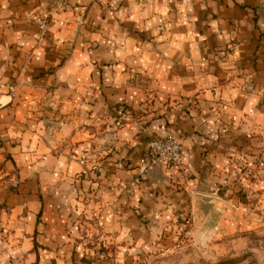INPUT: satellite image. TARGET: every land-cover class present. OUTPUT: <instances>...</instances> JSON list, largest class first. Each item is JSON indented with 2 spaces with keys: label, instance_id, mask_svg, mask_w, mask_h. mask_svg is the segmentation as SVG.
<instances>
[{
  "label": "crops",
  "instance_id": "crops-1",
  "mask_svg": "<svg viewBox=\"0 0 264 264\" xmlns=\"http://www.w3.org/2000/svg\"><path fill=\"white\" fill-rule=\"evenodd\" d=\"M91 1L0 0V178L10 177L3 183L14 187L0 188V231L7 236L0 259L13 258L8 264H88L81 259L95 249L81 241L100 242L105 233L117 244L114 257L147 255L156 236L145 226H156L135 213L154 215L157 205L146 207L151 187L131 183L122 190L131 171L93 173L67 148L82 155L86 145L105 142L108 134L92 129L98 106L104 99L138 102L136 81L150 77L159 96L202 106L201 116L193 107L176 112L166 128L183 138L185 155L188 134L201 121L211 123L204 129L216 123L225 139L226 132L264 134V0H97L87 33L82 5ZM83 34L96 40L95 59L83 57ZM100 65L103 96L94 73ZM166 130L156 128L152 137ZM132 134H117L118 145L135 146L128 160L144 148Z\"/></svg>",
  "mask_w": 264,
  "mask_h": 264
},
{
  "label": "rangeland",
  "instance_id": "rangeland-1",
  "mask_svg": "<svg viewBox=\"0 0 264 264\" xmlns=\"http://www.w3.org/2000/svg\"><path fill=\"white\" fill-rule=\"evenodd\" d=\"M95 3L97 0L82 5L80 25L87 33L92 32V25H87L86 17ZM47 20L48 18L39 19L41 30L47 25ZM133 32L137 36L135 38L139 36L144 39L137 32ZM83 38V57L95 59V38H91L90 34H83ZM231 49L234 50L233 45ZM93 65H97V62ZM102 71L103 65L94 68L98 82L96 88L103 96L102 91L106 85ZM134 75L138 79L139 73L135 72ZM149 79L150 77L145 82H135L141 93L138 102L110 104L104 99V103L98 106V117L95 121L97 125H93L92 129L108 134L105 142L96 144V149L93 144L86 145L82 155L77 154L73 145H67V148L70 158H79L84 168L89 164L93 173L102 170L131 171L130 182L124 184L122 190L131 186V183L140 186L144 182L147 183V188L151 187L147 189L146 195L150 200L147 198L146 207L151 209V206L157 205L153 211L155 217L147 213L145 216L139 214L140 210L137 208V213L135 208L132 211L142 223L155 224L156 229L151 225L145 226L148 231L154 230L155 241L145 257L131 255L127 259L121 256L117 258L113 251V245L117 244L106 238L109 234L105 233L104 240L100 242L81 241L84 248L95 249L89 259L83 257L81 262L90 264L98 260L103 264H264V134L241 135L226 132L225 139L216 123L212 128L204 129V124L209 125L210 122L201 121L193 126L197 130L188 134L192 146L188 152L185 151V155L183 138L166 128L176 122V112L186 114L193 107L200 110L201 116L202 106L198 102L194 103V99H188L190 102L182 101L184 99L176 97L175 94L159 96ZM84 104L91 103L87 100ZM90 114L91 111L84 114L88 121ZM84 125L88 126L86 121ZM162 126L166 131L152 137L156 128ZM123 129L133 132V140L143 138L144 148L136 160H128L129 154L135 148L129 146L130 141L117 144V134ZM158 139L160 142H169L170 147L177 145L179 158L169 159L172 149L156 156L151 151V143ZM210 141L213 145L209 144ZM150 170L153 172L148 176ZM9 178H0V188L5 189L6 184L3 181ZM13 188L10 185L6 187L10 190ZM125 191L127 194L128 190ZM207 204H210V208L204 209L203 206ZM43 216L41 211L37 223L43 222ZM95 219L96 214L93 215V220ZM6 239L7 236L0 231V249L3 248L2 241ZM34 244L36 248L39 247L35 241ZM13 260L0 259V264H8ZM37 262L38 260L33 264Z\"/></svg>",
  "mask_w": 264,
  "mask_h": 264
},
{
  "label": "built area",
  "instance_id": "built-area-1",
  "mask_svg": "<svg viewBox=\"0 0 264 264\" xmlns=\"http://www.w3.org/2000/svg\"><path fill=\"white\" fill-rule=\"evenodd\" d=\"M157 148L159 149L158 151ZM178 148L179 147L177 145H174V147H170L169 142H160L159 139L157 140V142L155 141L154 143H151V151L155 153L156 156H158V154H162L164 151L172 149L169 153V155L171 156L169 159L173 160H177L179 158V152L176 150Z\"/></svg>",
  "mask_w": 264,
  "mask_h": 264
},
{
  "label": "water",
  "instance_id": "water-1",
  "mask_svg": "<svg viewBox=\"0 0 264 264\" xmlns=\"http://www.w3.org/2000/svg\"><path fill=\"white\" fill-rule=\"evenodd\" d=\"M203 207H204V209H208V208H210V204L204 205Z\"/></svg>",
  "mask_w": 264,
  "mask_h": 264
}]
</instances>
